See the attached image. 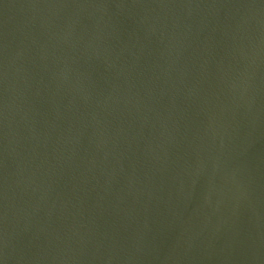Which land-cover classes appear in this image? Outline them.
<instances>
[{"label": "water", "instance_id": "95a60500", "mask_svg": "<svg viewBox=\"0 0 264 264\" xmlns=\"http://www.w3.org/2000/svg\"><path fill=\"white\" fill-rule=\"evenodd\" d=\"M0 264H264V0H0Z\"/></svg>", "mask_w": 264, "mask_h": 264}]
</instances>
